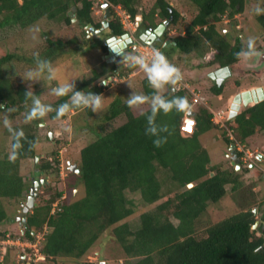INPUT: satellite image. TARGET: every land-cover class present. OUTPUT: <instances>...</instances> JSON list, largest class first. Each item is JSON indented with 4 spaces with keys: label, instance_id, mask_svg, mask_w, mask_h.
Here are the masks:
<instances>
[{
    "label": "trees",
    "instance_id": "16d2710c",
    "mask_svg": "<svg viewBox=\"0 0 264 264\" xmlns=\"http://www.w3.org/2000/svg\"><path fill=\"white\" fill-rule=\"evenodd\" d=\"M105 1L111 5H120L133 20L138 14L142 15L144 26H156L157 16L161 21L172 15L171 26L182 20V16L167 0H155L147 11L140 8L141 0ZM188 1L199 6V13L185 26L187 37L174 38L184 54L200 46L209 35L203 31L204 39L192 36L194 27L210 25L219 20L218 15L231 6L227 2L225 5L223 0ZM100 7L101 3H96V0H23L20 4L17 0H0V29L14 23L23 34L39 21H45L48 24L60 23L65 27L77 26L82 31L80 35L75 34L71 38L74 44L70 45L71 41L66 40L65 46L70 48L68 52H62L64 43L46 37V45L37 46L29 56L26 52L0 56V103L5 105L4 109H0V121L20 115L25 117L27 110L23 95L27 90V82L20 77L23 68L18 69L15 75H6L3 66L12 65L16 68L19 64H27L28 67H24L26 70L35 67L37 54L53 62L64 60L69 53L84 52L90 46L97 47L95 53L101 59V55L106 52V45L101 42L102 34L86 37L84 30L86 24L96 27L101 25V16L94 15V11ZM112 15L113 19L105 32L123 34V26L113 10ZM209 32L217 34L212 29ZM89 42L93 44L87 46ZM206 43L209 41L206 40ZM212 44L220 48L218 41ZM105 66L106 69L100 72L93 69L91 77L82 79L77 89L101 93L103 86H98L101 79L115 74L123 78L139 70L129 68L126 63ZM152 91L144 78L141 92L150 94ZM220 91L215 88L212 92L217 95ZM39 94L42 97L37 91L36 95ZM173 94L186 96L191 104L186 90L180 88ZM66 99L56 97L49 104L55 108ZM74 111L77 113L76 118L73 117L74 122L83 113L87 117L96 115L91 109ZM149 111L150 107L135 115L127 101L117 98L110 102L103 115H96V125L91 129L97 134L96 139L80 147L73 155V163L80 173L76 174L66 167L72 179L68 187L77 188L80 193L68 201L66 198L61 200L63 191L51 189L44 204L34 206L25 214L28 228L24 229L22 239L34 241L37 234L42 233L39 252L45 259H79L102 234L110 230L106 236L112 237L120 245L126 264H264V209L258 218L247 203L246 208L217 223L203 228L197 225V220L208 205L219 202L226 195L227 186L232 192L241 189L243 171L249 170L229 171L213 165L207 149L200 142V136L214 132L227 144L234 141L229 139L224 129L213 123L212 114L207 109L200 108L195 111L196 124L193 133L188 136H182L180 132L183 114H159L157 123L169 125L170 134L162 146L156 147L153 137L145 134V114ZM4 112H8V115H3ZM165 115L166 119L163 118ZM67 117L68 112L60 118H56L55 112L49 115L50 120H63ZM119 117H123V123L110 127L109 124ZM32 122L22 127L16 125L5 129L6 133L22 129L24 136L21 138L23 146L18 149L19 154L15 160L9 159L12 138L10 150L0 156V224L10 221L6 208L12 202L25 199L28 191V185L21 175V163L34 159L36 155L37 137L34 129L39 123ZM255 128L264 130V102L241 112L235 118V126L230 125L234 137L247 145H250L249 139L254 135ZM15 135L16 132L12 133V137ZM55 143L50 160L41 161L39 168L42 172L55 175L54 180H57L60 170L57 147L61 140L56 139ZM239 164L241 166V162ZM160 169L169 183L165 194L161 192L162 185L157 177ZM256 172L261 177L262 172ZM127 191L138 193L146 205L154 204L151 210L139 215L140 226L136 230H131L124 221L134 212L131 206H127L130 203L125 197ZM57 201L60 204L52 210ZM172 218L177 224L172 222ZM4 235L0 233V238ZM132 259L135 261L131 262Z\"/></svg>",
    "mask_w": 264,
    "mask_h": 264
},
{
    "label": "rangeland",
    "instance_id": "374dc122",
    "mask_svg": "<svg viewBox=\"0 0 264 264\" xmlns=\"http://www.w3.org/2000/svg\"><path fill=\"white\" fill-rule=\"evenodd\" d=\"M22 1L23 0H17L19 4L22 3ZM167 1L168 4L171 5V7L177 9L178 11L187 12V15L185 16L186 18L180 20V22L175 25V28H171L173 30L176 29V33H180L181 31L185 30V26L190 23L194 14L192 16L189 15V5H187L189 2L187 0ZM154 2L155 0H141L140 8L147 11V9H149V7H151ZM184 3H186L187 6H184ZM96 11L98 12V14L100 13V9H97ZM137 18H141L140 14L137 15ZM72 21L75 22V18H73ZM29 29L30 30H27L22 34L18 26L14 23L0 29V56L13 52L17 55L23 54L25 52L27 53V55L31 54L37 46L40 47L41 45H46L44 40L46 37H49L54 42L61 41L62 44L64 43L62 45V52L64 50L68 52L70 51V48L69 46H65L66 40L71 41L73 35H80V33H82L81 28L77 26L65 27L60 23L48 24L45 21H39ZM172 32L175 33L174 31ZM45 33H47V35H45ZM72 43L74 44L73 41H71L69 44L72 45ZM91 43L93 44V42H89L87 46L91 45ZM96 48L97 47L95 46H90L84 52L82 51L76 54L69 53V56H67V58L65 57L64 60H54L53 64L57 68V79L54 81H48L42 78L40 81L27 82L25 84L26 88L28 89L29 87H31L34 94H36L37 91L38 93L40 92L42 96L40 97L41 100L45 103H50L56 98V96H54L50 92V88L57 82L63 81L64 79L78 77L81 78L76 81V86H78L81 83L82 79H89L91 77V72L93 69H96V71L98 72L106 69L107 66L105 65H107V63L103 61V58H97V54L95 53ZM172 50H178V47L174 46ZM188 59L189 63L185 61L184 63H182V65H180V67L182 66L181 70H184V72L189 70V67L191 68L195 66L197 62L200 63L201 61V59L198 58L195 53L189 55ZM115 65L120 64L118 62H115ZM73 66H75L77 69L75 72L71 71ZM24 67H28V65L19 64L16 66V68H14L12 65H5L3 66L2 70L6 75H15L18 73V69L23 68L20 70V73L23 74L25 71ZM192 75L193 74H189V72L185 73V78L187 77L191 79ZM144 78L145 74L143 73V71L138 70L137 72L123 78H120L116 74L113 75L111 77L109 86L103 85L99 82L98 86H103L101 93L104 95L105 99L103 101V109L96 113V115L98 117L100 115H103V113L108 110L110 102H112L113 100L118 98L123 99V101L126 102V98L131 94L132 91L141 92L142 81ZM187 81V79H185L184 82L181 81L177 89H183L185 86H187V89H184H186V92H188L191 100V87H193V85H191V81ZM205 88L201 89L203 95H205L204 100L202 101V103L195 104L194 109L198 111L200 108H205L210 110L212 109L215 112H220L223 110L227 112L226 109L229 108V102H227L226 98H228L229 95L231 96L232 94H235V91H229L227 93L225 91V94L227 95H225L222 100H218L216 97L210 96L208 90ZM148 107V104L131 106V110L135 115H137L148 109ZM225 112L221 114L223 117V120H221L222 122L217 125L220 128L224 129L222 127V123H225L226 130H224L228 132V130L230 129V124L231 126H234L235 123L232 121L225 122ZM1 113L2 112H0V115ZM50 114L51 113H49L47 117L34 118L30 121L25 120V117H23V115H20L18 117L15 116L12 119H9L8 125L4 123V120L0 121V156H2L1 154L5 153L7 150H10L12 133L15 132L10 131V133H6V127L16 125L22 127L23 125L34 123L32 121L39 123V125H37V127H35L34 129L37 137L36 155H38L39 158L37 161H35V159H27L25 161H22L21 163V175L23 176L24 183L28 185V191L25 195L26 200L29 196L32 177L34 175H37L39 176V179L45 180L44 183L39 186L38 190L36 191L34 197V202L36 203V205L44 204L45 200L48 199V194L51 189L63 191L61 200L66 198L68 201H71L80 193L79 189H70L68 187V183L72 179H70L71 176L66 170V167L69 170L67 162L70 161L71 164H75L73 163V155L78 151L80 147L94 141L97 136L94 131H91V129H93L96 125L95 119L97 117L95 114L93 116L87 117L83 113L78 116L79 120L76 122H74L73 120V117L77 115L76 111L74 110L69 111L68 117L63 120H50ZM3 115H8V112H4ZM163 118L166 119V115ZM123 121V117L116 118L112 123L109 124V126L116 127L122 124ZM105 127H108V125H106ZM95 131L97 130L95 129ZM50 133H52L51 137H49ZM254 134L256 135H254V137H251L252 140L251 138L249 139L252 141L250 145H247L245 143L244 145L243 143H241L243 144V150L249 151V154L251 156L249 160L247 159V157H245V155L247 154L240 153L239 156L241 159V166L239 164V170L237 171H243L247 168L249 169L247 171H243V174L241 176V189L236 192H232L227 186L226 195L219 202L209 204L206 211L197 220V225L200 228L217 223L229 216L240 212L247 207V203L250 204V207H252L255 215L258 218L260 217L261 210L264 209V130H259ZM47 137L49 138V140L47 139ZM232 137L234 140L236 139L234 136ZM56 139L61 140V143L57 147V155L60 161V170L59 178L57 180H54L55 175L47 174L45 172L37 174V172H39L40 170L39 167L41 165V161L50 160V153L55 147L54 145L56 143L54 141H56ZM229 139L231 138L229 137ZM237 140L238 139H236L235 141L237 142ZM200 142L207 149V153L213 165L221 166L229 171H231L232 169L236 170V163L231 157V153L228 149V144L219 139L214 132H207L202 134L200 136ZM244 158L245 161H243ZM257 170H260L262 172L261 177L258 176L259 174H257ZM157 177L162 185L161 192L165 194L169 183L167 184V181L165 180L166 176L163 173L162 169H160L157 173ZM251 190L253 191V193ZM125 197L128 201H130V203L128 202L127 206H131L134 212L124 221L128 223L131 230H136L140 226L139 215L142 212L151 210L154 207V204L146 205L142 201L138 193L127 191L125 193ZM254 198L255 201L253 200ZM25 199L21 200L20 202H12V205L6 208L7 215L10 221L0 224V233L5 234L3 238H0V241H9V244H0V264H126V257L120 245L116 243V241L113 240L112 237L107 238L106 236L110 233V230H108L105 234H102L87 250V252L79 259H43L38 252L42 233H38L36 236V240L34 241L23 240L21 237V235H23L24 233L25 228L18 221L22 216H25L26 214L23 213V207L26 204ZM59 204L60 201L55 202L52 206V210L56 209L55 207H57ZM171 220L174 224H177V221L175 219L172 218ZM26 241L35 244V249L37 251L33 249L34 246L27 248L24 244ZM3 253L4 255H2ZM134 261L135 259L131 260V262Z\"/></svg>",
    "mask_w": 264,
    "mask_h": 264
},
{
    "label": "flooded vegetation",
    "instance_id": "af4514ba",
    "mask_svg": "<svg viewBox=\"0 0 264 264\" xmlns=\"http://www.w3.org/2000/svg\"><path fill=\"white\" fill-rule=\"evenodd\" d=\"M223 1L225 5L227 2V4L231 6H229L227 10L225 9L224 13L218 15L219 20L212 22L210 25L208 24L202 27H194L192 36H197L201 39H204L205 36L203 31L208 32L209 35L207 38H205V42H202L200 46H196L195 48H193L189 54L182 53L179 48L175 51L172 50L174 46H177L174 38L187 37L186 29L181 31L180 33H176V29H171L175 28V26L170 25V22L173 19L172 15H170L167 19H163L161 21L157 16L155 20V23L157 24L156 26H144V24L142 23L143 17L142 15H140L141 18L137 21L138 26L136 28L135 36L140 39L142 35H145L147 31H150V33L144 37L146 41L145 43L151 45L152 47L160 48L166 54L169 60L172 63L176 64L180 69L182 67H180L182 63H184L185 61L189 63L188 56L192 53H195L197 57L201 59V61L200 63L197 62L195 66L191 68L189 67V70H187L186 72H184V70H181L183 73L182 81L184 82L185 79L188 80L187 82L191 81V85H193L195 89L202 95L201 98L203 100L205 95H203L201 89H204L205 87V89L208 90L209 95L216 97L218 100H222L223 97L227 95L225 94V91L226 93L229 91H235V94H232L231 96L229 95V97L226 98L227 102H229L230 100V108L233 98L237 94L244 91L256 90L258 88L264 89V58H256L254 66L250 67L241 56L237 55L239 52H241L242 49L247 47L246 38L249 36H254L256 38V48L261 52H264V14L257 15L253 11L254 7L260 2V0H236L235 2H232V0ZM188 2V10L190 11L189 15L192 16L194 14L192 17L193 19L199 13V6L190 1ZM187 5L186 3H184V6ZM108 9L109 16L107 18H104L105 9H103L102 7L100 8L99 14L96 10L94 11L95 16H101V25L99 27H96L92 24H86L84 26V29L86 32V37H94L96 35L102 34L103 38H101V42L106 45V52L101 55V58H103V61H105L108 66H112L115 65V62H118L119 58L117 57L114 60L113 54L112 56L106 58V55L108 54V46L105 41H108V39H111L114 36L123 37L125 33L118 35L113 33L112 31H110L109 34L105 32V29L108 30L109 23L113 19L112 10L110 8ZM177 12L182 16V20L183 18H186L185 16L187 15V12L178 10ZM109 18L110 20H108ZM105 21L106 25L104 24ZM160 24H165L163 33L160 37H155L153 36V30ZM211 29L215 30L217 34L215 35L213 32H209ZM171 30L175 33H173ZM104 32L106 35L103 34ZM206 40H208L209 43H206ZM213 41H218V43L220 44V48L214 47L212 44ZM188 72L189 74H193L191 79L187 77L185 78V73ZM215 88L221 90L217 95L213 94L212 92ZM262 102H264V100L258 103H251L247 107H244L241 104L240 110L237 112L234 119H231L230 121L235 123V118L241 112L246 109L253 108ZM192 111H194L195 113L196 110L192 108ZM228 111L230 112V109ZM259 130L261 129L255 128V132H258ZM254 135L252 137H254ZM237 142L240 144L242 143L239 140H237ZM237 142L228 144L230 153H232V151L235 152L234 155L231 154L234 162L237 159L239 160V162L241 161L240 157L238 156L241 151H239L237 148ZM250 143H252V141H250ZM231 145H233V149H231ZM41 173L42 171L40 170L39 172H37V174ZM32 179L30 188L37 182L38 190V187L43 184L41 182L42 179H39V176L37 175H34ZM22 219H25L26 223L25 216H22L18 222L24 227Z\"/></svg>",
    "mask_w": 264,
    "mask_h": 264
},
{
    "label": "clouds",
    "instance_id": "9594fccd",
    "mask_svg": "<svg viewBox=\"0 0 264 264\" xmlns=\"http://www.w3.org/2000/svg\"><path fill=\"white\" fill-rule=\"evenodd\" d=\"M96 3H101V7L104 3H108V8L113 10L115 16L116 14L114 11V7L120 6L111 5L105 0H102V2L96 0ZM253 11L257 15L264 14V0H260V2L254 7ZM136 18L137 16L135 17V19ZM138 20L139 19L137 18V21ZM126 39L127 37L114 36L110 41L105 42L109 50L113 54L114 60L118 57L119 64L126 63L129 68H138L139 70H142L145 74V78L153 91L150 94L132 91L131 94L126 98V101L127 104L130 106H138L143 104L149 105L150 111L145 114L147 121L145 134L152 136L153 144L156 147H160L167 141L168 135L170 134V128L167 124L157 123V116L161 113L169 114L173 112L183 114L184 117L185 115L191 116L190 114L194 106H192V101L190 104L186 96L173 94L177 91L180 82L183 80V73L176 64L172 63L169 60V58L160 48H151V55L150 58H148L143 55L127 51V44L125 43ZM255 39L256 38L254 36L247 37V47L242 49L241 52L237 54L241 56L250 67L254 66L256 58H264V52H261L255 46ZM76 70L77 69L75 66H73L71 69V71L73 72H75ZM20 77L26 82H36L40 81L42 78L48 81H54L57 79V68L54 66L53 62L50 59L41 58L39 57V54H37L35 67L27 68ZM78 79L81 78L74 77L70 79H64L63 81L57 82L54 86L50 88V92L54 96L67 97L66 100H64L55 108H53L52 104L43 102L40 96L34 94L32 88L29 87L23 94L25 98L24 103L27 105L25 120L30 121L34 118H44L52 112H55L56 118H60L65 113L76 109H91L93 113H98L99 111H101L104 107V95L102 93H95L91 90L84 91L77 89L76 81ZM110 80L111 77L101 79L100 83L109 86ZM195 91L197 90L195 89ZM200 96L202 95L200 94ZM4 108V103H0V109ZM229 109H227V112H225V122L231 120L229 118ZM207 110L212 114L211 120L213 121V113L217 112H213L210 109ZM4 123L8 125L9 120L5 118ZM229 130L231 131V135L234 136L232 129ZM14 131L16 132V135L12 137L11 151L9 153V159L11 160H15L17 158L19 154L18 149L22 148L23 146L21 141V138L24 136L23 130L19 129ZM227 135L230 137L228 132ZM231 140H233L234 143L236 142L233 138ZM40 256L45 259L41 253Z\"/></svg>",
    "mask_w": 264,
    "mask_h": 264
},
{
    "label": "built area",
    "instance_id": "2783aa9c",
    "mask_svg": "<svg viewBox=\"0 0 264 264\" xmlns=\"http://www.w3.org/2000/svg\"><path fill=\"white\" fill-rule=\"evenodd\" d=\"M98 1L102 2V0H98ZM114 11H115L117 18H119V20L123 26V29L125 30V33H127L128 37L130 38V43L128 44V51L150 58L151 48H153V47L147 43L142 42L138 37L135 36L136 28L138 26L137 18L133 20L130 17V15L127 14L120 6L114 7ZM184 88L187 89V86H185ZM191 95H192V98H191L192 106H194L195 104H198V103H202L203 100H202L198 91L192 90ZM221 114H223V113L222 112L213 113V122L214 123L219 124L220 122H222L221 120H223V117ZM225 121H226V119H225ZM195 124L196 123H195V119L193 116L185 115V117L183 118V123H182L181 128H180L181 135L188 136V135L192 134L194 127H195ZM222 127L224 129H226L225 123L224 124L222 123ZM228 133L230 135V138L232 139L233 137L231 135V131L228 130ZM237 148L239 151H241V153L247 154V155H245V157H247L248 160L250 159V157H251L249 154L250 152L247 150L244 151L243 145H241L240 143L237 142ZM243 161H245V158L243 159ZM17 241H19V240H17ZM19 242H21V241H19ZM0 244H9V241H0ZM24 244L27 248L34 246L33 249H35V246H36L35 244L29 243L28 241H26Z\"/></svg>",
    "mask_w": 264,
    "mask_h": 264
},
{
    "label": "water",
    "instance_id": "95a60500",
    "mask_svg": "<svg viewBox=\"0 0 264 264\" xmlns=\"http://www.w3.org/2000/svg\"><path fill=\"white\" fill-rule=\"evenodd\" d=\"M102 8L105 9L104 18H107L109 16L108 3H104ZM108 20H110V18ZM104 24L106 25V21L104 22ZM164 27H165V24L158 25L153 30V36L160 37L162 35V33H163ZM149 33H150V31H147L145 33V35H142L140 37V40L143 41V42H146L144 37L146 35H148ZM123 37H127V39L125 40V43L128 44L130 42V38L128 37V35L125 34V35H123ZM111 39H108V41H110ZM109 56H112V53H111V51L108 48V54L106 55V58H108ZM263 100H264V89H262V88H258L256 90H251V91H244V92H241V93L237 94L233 98L232 104L230 106L229 118L232 119V120L234 119V117L236 116L237 112L240 110V105L241 104L244 107H247L251 103H258V102H261ZM190 115L193 116L194 115V111H191ZM51 135H52V133H50L49 137H51ZM231 149H233V145H231ZM231 154L234 155L235 152L232 151ZM38 158H39L38 155H36L35 158H34L35 161H37ZM235 163H236V170H239V160L237 159L235 161ZM67 164H68V167H69L70 171H75L76 174L80 173V170H79V168H77L76 164H71L70 161H68ZM44 181L45 180H42L41 182L44 183ZM37 186H38V183L36 182L35 185L30 188L29 196L27 197L26 204L23 207V213H27L29 209H32L34 206H36V203L34 202V197H35V194H36ZM188 186L191 187L192 184H188ZM22 223L24 224V228L27 229L28 226L25 223V219H22ZM256 225H257V222L253 225V228H255ZM31 233H32V235H34L35 232L31 231Z\"/></svg>",
    "mask_w": 264,
    "mask_h": 264
},
{
    "label": "crops",
    "instance_id": "0c3cea01",
    "mask_svg": "<svg viewBox=\"0 0 264 264\" xmlns=\"http://www.w3.org/2000/svg\"><path fill=\"white\" fill-rule=\"evenodd\" d=\"M191 89H192V90H195V87L193 86V87H191ZM229 103H230V100H229ZM229 103H228V104H229ZM211 110H212V109H211ZM212 111L215 112L214 110H212ZM223 111L225 112V110H223ZM223 111H220V112H223ZM226 111H227V109H226Z\"/></svg>",
    "mask_w": 264,
    "mask_h": 264
}]
</instances>
